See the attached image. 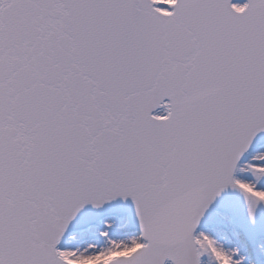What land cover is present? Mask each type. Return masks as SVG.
Here are the masks:
<instances>
[{
    "label": "snow or ice",
    "instance_id": "6c2138e0",
    "mask_svg": "<svg viewBox=\"0 0 264 264\" xmlns=\"http://www.w3.org/2000/svg\"><path fill=\"white\" fill-rule=\"evenodd\" d=\"M0 264H264V0H0Z\"/></svg>",
    "mask_w": 264,
    "mask_h": 264
}]
</instances>
